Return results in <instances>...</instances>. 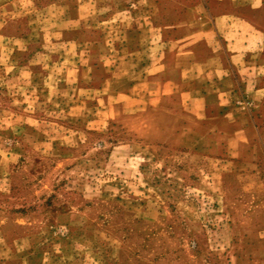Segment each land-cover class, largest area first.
Masks as SVG:
<instances>
[{
  "label": "rangeland",
  "instance_id": "rangeland-1",
  "mask_svg": "<svg viewBox=\"0 0 264 264\" xmlns=\"http://www.w3.org/2000/svg\"><path fill=\"white\" fill-rule=\"evenodd\" d=\"M199 1L0 0V264H264V8L223 14L238 135L142 105Z\"/></svg>",
  "mask_w": 264,
  "mask_h": 264
},
{
  "label": "crops",
  "instance_id": "crops-1",
  "mask_svg": "<svg viewBox=\"0 0 264 264\" xmlns=\"http://www.w3.org/2000/svg\"><path fill=\"white\" fill-rule=\"evenodd\" d=\"M240 8H264V0H200L184 10L183 21L174 27L189 26L195 31L171 39L161 52L156 53L162 62L156 73L162 80L147 93L153 94V98L143 95L145 102L143 100L142 105L162 108L165 101L176 98L183 111L182 114L178 112L181 120H176L182 121L175 135L177 141L189 139L191 134L213 141L221 134H227L232 139L240 133V126H244L238 108H234V113L224 111L225 107L228 109L227 98L239 82L237 75L241 72L237 63L241 58L238 53H233L231 47L234 44H227L223 36L222 30L227 27L223 14L230 15ZM193 9L196 15L191 20L189 13L192 14ZM170 60L175 65L169 64ZM171 71L176 72V79L168 77ZM242 90L255 97L264 91L255 89L250 81L242 85ZM199 128L205 131L201 132Z\"/></svg>",
  "mask_w": 264,
  "mask_h": 264
}]
</instances>
